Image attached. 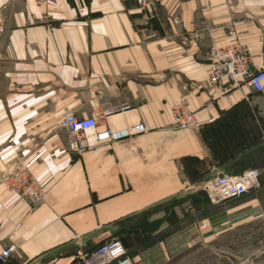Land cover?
Returning a JSON list of instances; mask_svg holds the SVG:
<instances>
[{
	"label": "crops",
	"instance_id": "crops-1",
	"mask_svg": "<svg viewBox=\"0 0 264 264\" xmlns=\"http://www.w3.org/2000/svg\"><path fill=\"white\" fill-rule=\"evenodd\" d=\"M146 1L0 0V248L16 247L3 264H81L112 237H210L221 203L203 184L241 149H212L202 131L232 129L228 112L245 102L260 133L247 148L264 144V95L209 85L216 46L264 64V0ZM176 105L194 113V127H173ZM68 115L146 131L70 153ZM17 169L42 188L40 204L2 183ZM254 208L264 213L259 199L231 207L234 216Z\"/></svg>",
	"mask_w": 264,
	"mask_h": 264
},
{
	"label": "built area",
	"instance_id": "built-area-1",
	"mask_svg": "<svg viewBox=\"0 0 264 264\" xmlns=\"http://www.w3.org/2000/svg\"><path fill=\"white\" fill-rule=\"evenodd\" d=\"M146 7V0H138ZM6 31V19L0 16V48ZM1 60V57H0ZM248 86L252 91L264 95V64L254 69L250 53L237 45L216 46L212 50L209 70V85L219 88ZM172 125L175 129H189L195 126L194 113L181 105L172 108ZM62 127L68 133L66 145L70 153L81 154L110 141L144 133V124H138L119 131L100 127L95 118H78L68 115L62 119ZM2 183L15 195L24 198L29 205L36 206L43 200L42 188L25 169L5 175ZM259 187V171L250 169L240 175L218 174L203 184L210 204L217 205L226 200L238 198ZM14 244L0 248V264H3L15 252ZM82 264H132V259L117 238L104 241L92 252L80 255Z\"/></svg>",
	"mask_w": 264,
	"mask_h": 264
},
{
	"label": "rangeland",
	"instance_id": "rangeland-1",
	"mask_svg": "<svg viewBox=\"0 0 264 264\" xmlns=\"http://www.w3.org/2000/svg\"><path fill=\"white\" fill-rule=\"evenodd\" d=\"M262 188L259 182L258 188L213 209L210 237H145L138 249L126 251L132 264H264L263 211L254 208L234 216L231 209L250 198L264 203ZM249 219L252 222L246 224ZM239 221L242 223L235 225Z\"/></svg>",
	"mask_w": 264,
	"mask_h": 264
},
{
	"label": "trees",
	"instance_id": "trees-1",
	"mask_svg": "<svg viewBox=\"0 0 264 264\" xmlns=\"http://www.w3.org/2000/svg\"><path fill=\"white\" fill-rule=\"evenodd\" d=\"M229 115L235 116L230 126L236 129V131H234L233 128L226 131L221 127H216L214 130L213 128L204 130L202 131L204 141H206L212 149L216 141L222 142L224 146L234 145V148L241 149L240 155L234 156L229 162L225 161L220 165V169L224 173L236 176L242 174L247 169L258 170V168L264 165V144L259 143L256 147L247 148L255 142L260 134L256 123L250 120V114L247 111V103H238L234 109L228 112L227 116ZM217 125H221V123ZM194 162L199 163L200 161L195 159ZM144 241V237H123L121 239V243L126 250L130 249L132 246H138L144 243Z\"/></svg>",
	"mask_w": 264,
	"mask_h": 264
}]
</instances>
